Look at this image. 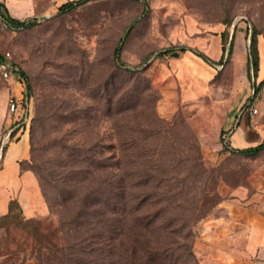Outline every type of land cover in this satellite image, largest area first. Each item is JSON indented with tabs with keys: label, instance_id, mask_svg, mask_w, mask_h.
Wrapping results in <instances>:
<instances>
[{
	"label": "rangeland",
	"instance_id": "obj_1",
	"mask_svg": "<svg viewBox=\"0 0 264 264\" xmlns=\"http://www.w3.org/2000/svg\"><path fill=\"white\" fill-rule=\"evenodd\" d=\"M64 1L0 0L39 188L0 217V264H213L220 203L264 187V149L227 146L251 106L264 121V0ZM20 85L0 73L1 136Z\"/></svg>",
	"mask_w": 264,
	"mask_h": 264
},
{
	"label": "crops",
	"instance_id": "obj_2",
	"mask_svg": "<svg viewBox=\"0 0 264 264\" xmlns=\"http://www.w3.org/2000/svg\"><path fill=\"white\" fill-rule=\"evenodd\" d=\"M4 110L3 125L6 128L7 98ZM2 112L3 107H0V123ZM2 133L3 131H0V136ZM22 137H24L23 145L19 146L17 142ZM21 138L11 142L13 143L11 146L10 144L7 146L2 158L0 214L7 211L9 200L16 198L25 216L30 217L35 213L26 210L21 195L29 192L36 201L39 188L33 172L21 165L29 153L28 137L23 134ZM262 140H264V121L255 118L249 108L247 122L233 136V145L244 148ZM13 188H18L19 194L13 195ZM219 206H221L220 214L214 218L216 227L220 230L218 239L214 241L218 254L213 264H264V187L259 190H250L248 193L234 192Z\"/></svg>",
	"mask_w": 264,
	"mask_h": 264
},
{
	"label": "trees",
	"instance_id": "obj_3",
	"mask_svg": "<svg viewBox=\"0 0 264 264\" xmlns=\"http://www.w3.org/2000/svg\"><path fill=\"white\" fill-rule=\"evenodd\" d=\"M86 0H67V1H64L62 2L59 7H58V10L59 11H67L71 8H73L74 6L80 4V3H83L85 2ZM35 17H31V18H28V19H23V20H19V19H16L15 17H12L8 14H4L2 15V19L4 20V22L9 25V26H22V25H27L28 23H30V21L34 20ZM184 47H181V50H183ZM5 55V52L4 53H0V59L2 57H4ZM118 55H119V46L117 45L114 49V56L115 58L118 59ZM173 56H178V52L177 51H174L172 53ZM10 60L13 64V67L12 70H11V75L12 74H15L16 75V78L17 80L19 81V83L21 84L20 85V93L22 94L23 93V90L24 88H26V92H27V96L29 98V102H30V106H31V114H30V117H29V120L28 122L24 125L23 129H22V132L25 131V129L29 128L30 125H31V121H32V117H33V102H32V96H31V87H30V84L28 83V81H26V78L25 77V74L24 72L22 71V69L19 67V65H17L13 60H12V57H10ZM15 96L16 94L13 93ZM16 132V129L12 131L11 133V136L13 137V135L15 134ZM21 132V133H22ZM19 134L16 136V139H18L20 137V135L22 134ZM11 137V138H12ZM223 138H225L223 136ZM7 146H8V143H6L4 146H3V149H2V156L0 158V166H1V162H2V158H3V155H4V152L5 150L7 149ZM230 150H233V151H238L240 153H244V154H254L256 152H259L260 150L264 149V140H262L261 142L255 144V145H251V146H247V147H244V148H239V147H234L230 144L227 145ZM18 203L19 206H20V209H21V212L23 213V210L21 208V205L20 203L18 202V200L16 198H11L8 202V209L5 213L3 214H0V217L4 218V217H10V216H13L12 214V203ZM24 214V213H23ZM27 218H29L27 216ZM130 228L133 229L134 228V225L135 223H130ZM136 239L139 238V239H142L141 238V234L139 232H136ZM130 238V236H129ZM148 246V244H146ZM152 251H154L153 255H151L150 257H154V255L157 254L158 250H159V247H156V246H152L150 247ZM136 248H132V252L135 253L136 252Z\"/></svg>",
	"mask_w": 264,
	"mask_h": 264
},
{
	"label": "built area",
	"instance_id": "obj_4",
	"mask_svg": "<svg viewBox=\"0 0 264 264\" xmlns=\"http://www.w3.org/2000/svg\"><path fill=\"white\" fill-rule=\"evenodd\" d=\"M10 51H6L4 57L0 59V73L7 79L11 76V70L13 64L10 60ZM251 113H256V107H250ZM7 114L12 117L5 128L4 135L0 137V158L2 155L3 146L8 143L12 138H16L22 132L24 125L28 122L31 114V106L29 98L27 96L26 88L20 96H15L13 93H9L7 96ZM16 129L13 137L11 133ZM12 137V138H11Z\"/></svg>",
	"mask_w": 264,
	"mask_h": 264
}]
</instances>
